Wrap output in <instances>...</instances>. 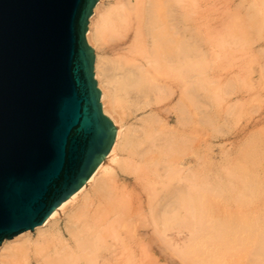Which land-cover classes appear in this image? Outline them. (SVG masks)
Segmentation results:
<instances>
[{
	"label": "bare ground",
	"instance_id": "obj_1",
	"mask_svg": "<svg viewBox=\"0 0 264 264\" xmlns=\"http://www.w3.org/2000/svg\"><path fill=\"white\" fill-rule=\"evenodd\" d=\"M101 2L85 37L114 142L42 225L1 242L0 264H170L201 243L228 263L237 249L254 258L250 264H264V177L255 171L258 161L264 171V139L243 140L246 165L231 180L217 177L228 158L207 164L205 150L191 153L196 116L203 125L231 121L234 109L215 105L217 84L224 95L239 90L241 111L264 97V55L251 54L264 39V0H112L104 8ZM105 42L113 43L110 56L97 53ZM213 195L243 203L256 234H246L247 217L234 222L211 206Z\"/></svg>",
	"mask_w": 264,
	"mask_h": 264
},
{
	"label": "water",
	"instance_id": "obj_2",
	"mask_svg": "<svg viewBox=\"0 0 264 264\" xmlns=\"http://www.w3.org/2000/svg\"><path fill=\"white\" fill-rule=\"evenodd\" d=\"M98 0H0V245L38 227L108 154L86 42Z\"/></svg>",
	"mask_w": 264,
	"mask_h": 264
},
{
	"label": "rangeland",
	"instance_id": "obj_3",
	"mask_svg": "<svg viewBox=\"0 0 264 264\" xmlns=\"http://www.w3.org/2000/svg\"><path fill=\"white\" fill-rule=\"evenodd\" d=\"M109 5H112V0H102L100 7L104 8ZM112 47L113 43L105 42L97 50V53L100 56H110L112 55ZM252 47L255 49L254 52L251 53L252 55H257L258 53L264 55V39H261L258 44H255ZM258 50H261V52H258ZM220 64L221 65H217V69H219L223 65H226V61L224 60V62H220ZM262 82L264 83V78H262ZM217 86V89L220 91V93H216V98L218 99V101L215 102V105H220V108L221 106L222 108H224L225 106H231V108L234 109V112L230 117L231 121L228 124H225L224 122L220 121L216 124H213V126H210L199 123L198 118L196 116L195 123L192 124V127H194V134L192 138L191 153H196L199 150H205L206 153L209 154L207 156V164L220 163L219 161H217L219 157H222V160L228 158L229 164H219L221 172H218L219 174L217 177L221 179V175H226L231 180L233 177H236V174L239 172V168L244 167L246 165L242 160L241 156L239 155L242 146L241 143H243V140H245L246 142L249 136L258 138L260 141L264 139V97L261 96L259 100L256 99L252 103L248 102L244 104V110L241 111L239 103V90H236L237 92H234L233 94L226 93V95H224V93H221L220 84H217ZM256 89L260 94L261 91H263L262 87H258ZM256 89L254 91H256ZM129 125L131 126L130 122L126 123L124 129H126ZM241 131H243L242 136L239 135ZM203 141H205L206 143L204 144ZM230 160L233 161L231 162ZM258 163L260 162L258 161L255 164V171H257L261 177H264V171H261V165L258 166ZM262 165L264 166L263 162ZM260 180H262L261 183L264 186L263 179ZM210 198L214 202L211 206H219L223 211L232 215L234 222L242 223V219H245V217L250 219V221H248V223L251 224L250 231L248 232V230H246V234L249 236L252 234H256L258 230H253V226L255 225L256 221L254 217L251 218L250 216H245L242 213V208L244 207L243 203L236 202L234 201L235 199H227L223 202L220 197H215L214 195ZM248 204L249 205L246 209L249 210L251 206L250 203ZM61 214L62 213H60V215L56 217L58 223H61L62 221ZM263 219L264 214H262L259 219L261 220V226L264 227ZM242 233L243 234H241V240L244 241L243 237H245V232L243 231ZM237 236L238 234L236 233L235 235H233V238H236ZM254 240V237L248 240L249 246H251V250L255 245ZM200 245L201 246L196 244L198 249L203 248L199 249L200 252H198V249H188V245L186 247L181 248L182 251L188 249L189 251H187L189 252V255L192 256V258L190 256L187 257L186 254L185 258L181 259V253L183 252L177 253L173 262L170 264H250L254 262V258L249 257L246 253L239 254L237 249H234V251L227 255V257H230L231 260V262L228 263L227 260H221L220 258L213 257V255L211 254H207V252H210L207 246L203 243H201Z\"/></svg>",
	"mask_w": 264,
	"mask_h": 264
}]
</instances>
